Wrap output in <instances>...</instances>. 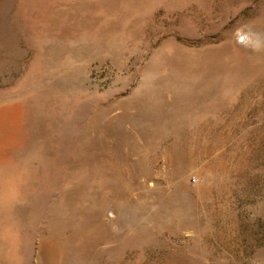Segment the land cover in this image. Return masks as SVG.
I'll return each instance as SVG.
<instances>
[{
    "label": "rangeland",
    "instance_id": "1",
    "mask_svg": "<svg viewBox=\"0 0 264 264\" xmlns=\"http://www.w3.org/2000/svg\"><path fill=\"white\" fill-rule=\"evenodd\" d=\"M0 174V264H264V0H0Z\"/></svg>",
    "mask_w": 264,
    "mask_h": 264
},
{
    "label": "bare ground",
    "instance_id": "2",
    "mask_svg": "<svg viewBox=\"0 0 264 264\" xmlns=\"http://www.w3.org/2000/svg\"><path fill=\"white\" fill-rule=\"evenodd\" d=\"M4 172V171H3ZM8 172V171H7ZM10 173V172H9ZM13 174V173H12ZM37 175V173H35ZM20 176V175H19ZM16 183V182H15ZM21 185V184H20ZM18 188V187H17ZM14 183L9 182L8 180H3L2 175L0 174V199L3 202V205H9L11 204L16 198L19 196V191L17 190ZM34 198L36 199V203L41 205L42 200L44 199L42 197V190L40 192H34ZM15 202V201H14ZM38 205V207H39ZM43 205V204H42ZM41 205V206H42ZM37 207V208H38ZM6 209V208H5ZM6 211V210H5Z\"/></svg>",
    "mask_w": 264,
    "mask_h": 264
},
{
    "label": "water",
    "instance_id": "3",
    "mask_svg": "<svg viewBox=\"0 0 264 264\" xmlns=\"http://www.w3.org/2000/svg\"><path fill=\"white\" fill-rule=\"evenodd\" d=\"M244 37L242 36L241 39H243Z\"/></svg>",
    "mask_w": 264,
    "mask_h": 264
}]
</instances>
